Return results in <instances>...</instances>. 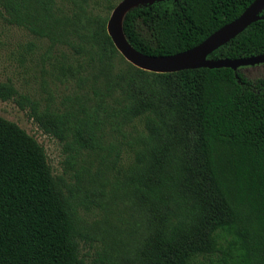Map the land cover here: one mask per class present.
<instances>
[{
    "label": "trees",
    "instance_id": "16d2710c",
    "mask_svg": "<svg viewBox=\"0 0 264 264\" xmlns=\"http://www.w3.org/2000/svg\"><path fill=\"white\" fill-rule=\"evenodd\" d=\"M253 1L138 7L123 33L144 55L171 56ZM93 2L0 0V21L35 39L27 50H37L42 70L66 90L56 103L50 93L37 99L0 82V101L27 110L62 145L74 180L54 176L36 139L0 117V264H84L92 206L110 241L95 264H264V64L252 80L243 68L137 69L106 32L114 5L104 14ZM258 55L264 20L208 59Z\"/></svg>",
    "mask_w": 264,
    "mask_h": 264
},
{
    "label": "rangeland",
    "instance_id": "374dc122",
    "mask_svg": "<svg viewBox=\"0 0 264 264\" xmlns=\"http://www.w3.org/2000/svg\"><path fill=\"white\" fill-rule=\"evenodd\" d=\"M94 2L97 12L101 11L105 14L108 5L115 6L120 0H94ZM29 43L38 45L35 39L26 31L6 26L0 21V82L10 81L19 93L28 94L37 99H46L48 93H50L55 102L59 103L66 94V90L59 83L52 82L42 70L37 50L33 49L34 51L32 52L27 50ZM41 46H44V43ZM255 67L257 68L247 67L242 69L248 72L246 74L251 80L260 76L261 73L262 67ZM0 117L17 124L27 134L36 139L46 153L48 164L54 176L64 175L65 171L64 177L66 181L69 183L74 182L72 179L73 171L65 169V155L62 152V145L56 139L44 134L29 117L27 110H21L12 100L0 101ZM127 164L128 161L123 160L121 165L126 167ZM91 208L92 214L86 217L87 227L90 232L89 237L84 238L80 242V254L84 264H95L98 258H105L103 247L110 244L109 239L104 235L103 229L105 228L103 224L100 221L97 222V215L101 214L100 209L93 206ZM125 212L115 213L111 222L117 225V218H125ZM90 225H93V227H90ZM107 229L109 228L107 227ZM112 255L115 257L113 258L114 261L118 257L117 263L119 258L122 259L121 254L118 256L117 253L113 252L111 253ZM217 257L215 256L214 259Z\"/></svg>",
    "mask_w": 264,
    "mask_h": 264
},
{
    "label": "water",
    "instance_id": "95a60500",
    "mask_svg": "<svg viewBox=\"0 0 264 264\" xmlns=\"http://www.w3.org/2000/svg\"><path fill=\"white\" fill-rule=\"evenodd\" d=\"M170 0H120L112 9L106 23V32L123 59L137 69L155 73L170 74L198 69H231L255 67L264 64V55L244 59H208L220 47L240 35L250 25L264 20V0L253 1L243 13L223 26L196 47L171 56H148L136 51L123 33V20L133 9Z\"/></svg>",
    "mask_w": 264,
    "mask_h": 264
}]
</instances>
